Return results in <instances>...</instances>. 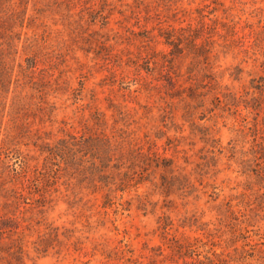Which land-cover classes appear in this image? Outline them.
I'll return each mask as SVG.
<instances>
[{
	"label": "rangeland",
	"instance_id": "obj_1",
	"mask_svg": "<svg viewBox=\"0 0 264 264\" xmlns=\"http://www.w3.org/2000/svg\"><path fill=\"white\" fill-rule=\"evenodd\" d=\"M262 148L264 0H0V264H264Z\"/></svg>",
	"mask_w": 264,
	"mask_h": 264
},
{
	"label": "trees",
	"instance_id": "obj_2",
	"mask_svg": "<svg viewBox=\"0 0 264 264\" xmlns=\"http://www.w3.org/2000/svg\"><path fill=\"white\" fill-rule=\"evenodd\" d=\"M76 145H80V147H83V148L85 147V148L87 149V152H90L88 147H90L91 145H95V143H94V141H93L92 139H87V138H85L84 141L82 140V141L76 143ZM61 153H63V152H62V149H60L58 155L60 154L61 156H63L64 154H61ZM262 156H264V148H262ZM21 167H22V166H21ZM16 175L19 176V175H20V171H17V170H16ZM20 181H21V180H20ZM26 181H28L30 184L33 183V182H35V183H34L35 186H36L37 188H39V186H41L45 180H44V179L42 180V179H40L38 176H36V177H35L34 179H32V180H29V179H28V180H26ZM22 183H23V182H22ZM35 186H34V187H35ZM28 187H29V186H28ZM30 187H31V185H30ZM55 236L58 237V233L55 234ZM36 249H37V251H38L39 253H43L44 251H47V250H43V248L41 249L40 247H37ZM213 255L216 256V257H219V254L216 253V252H213ZM219 261H220V262H219ZM219 261L216 262V260L210 259V260L208 261V263H206V264H225V261H224V260H222L223 263H221V260H219ZM200 264H204V262L201 261Z\"/></svg>",
	"mask_w": 264,
	"mask_h": 264
}]
</instances>
